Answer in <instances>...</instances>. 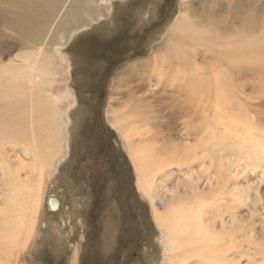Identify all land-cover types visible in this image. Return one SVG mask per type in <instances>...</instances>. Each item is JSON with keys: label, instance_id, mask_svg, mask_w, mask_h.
Here are the masks:
<instances>
[{"label": "rangeland", "instance_id": "rangeland-1", "mask_svg": "<svg viewBox=\"0 0 264 264\" xmlns=\"http://www.w3.org/2000/svg\"><path fill=\"white\" fill-rule=\"evenodd\" d=\"M49 1L54 10L35 23L27 0L0 13V67L9 70L42 53L57 73L52 90L71 89L76 98L65 130L67 154L38 190L29 233L22 231L14 249L0 247V264H179L181 258L218 264L222 255L224 264H264V0ZM70 5L78 10L65 16L61 7ZM185 8L193 26L210 36L187 40L188 54H207L198 62L214 70L194 80L199 88L184 90L192 98L174 99L148 67L139 75L129 67L160 53ZM60 23L63 32H55ZM52 31L61 45H45ZM43 88V95L51 91ZM189 101L194 117L177 114ZM113 115L121 118L117 126ZM126 132L146 161L154 157L156 169L163 167L154 177L160 187L147 194L139 189ZM1 172L3 182L15 170ZM184 185L192 189L190 203L206 202L208 250L204 240L173 251L157 224L155 213L168 214ZM52 197L61 202L56 212L48 204ZM10 198H0L7 212Z\"/></svg>", "mask_w": 264, "mask_h": 264}, {"label": "bare ground", "instance_id": "bare-ground-1", "mask_svg": "<svg viewBox=\"0 0 264 264\" xmlns=\"http://www.w3.org/2000/svg\"><path fill=\"white\" fill-rule=\"evenodd\" d=\"M16 1L17 0H0V13L6 14L10 5H13ZM27 5H29L27 8L31 9V18L34 20L33 23L39 21L41 17L51 13L55 7L49 0H27ZM61 9H63V14L65 16H69L74 9L78 10L72 5L61 7ZM68 9L72 11L69 14H67ZM87 15L92 18L95 17L90 13ZM31 25H27L26 27ZM12 27L19 33H24L25 29L23 27L15 25ZM63 29L64 24L60 23V25L55 26L54 31L63 32ZM36 32L41 33L39 30H36ZM50 34L51 36L48 37L45 45L49 44L51 47H54L55 44H62L59 39L55 38L56 35L53 31ZM57 36H59V34H57ZM167 38L168 41L163 48L159 50V54H156L152 59L131 65L129 67V72H137L136 74L139 75L141 73L138 74V71L148 67L146 73L149 72L151 74V72H153V75L156 74L159 81L164 80L168 83L166 86L171 88V96L174 97V99H179V96L183 95L187 96V98H192L191 95H189L192 86L197 85L199 88V84H195L194 80L197 81L198 78H202L204 74H207L208 70H212L213 68L209 66L205 69L200 65L198 56L201 57L202 55L198 54L197 56L195 53L190 57L186 42L187 40L207 42L210 36L205 35V30L196 29L193 26L187 13V8H185V12L182 14L179 24L170 30ZM242 49L243 48H240V53ZM164 50L165 53L162 54ZM234 50L235 48L233 47L232 52ZM41 56L42 53L34 54L33 57L29 59L30 62L18 63L16 64L17 66L9 70H5V66L0 67V89L2 90V92L0 91V170L2 171L1 174L4 172L6 174V171L9 169L12 171L15 170L12 175H3V182H0V198L6 199L7 197H11L8 201L9 212L4 209L6 206L4 200L0 204V247L2 249H14V246L19 243L22 231L26 230L29 233L30 227H32L35 219V207L38 211V190L42 188L46 175L51 174L49 172L55 167L57 158L67 154L64 152L67 142L65 130L66 128L68 129V123L71 120V109L74 108L76 104V98L71 89H59L56 92L52 90V87L56 84L57 73L51 69V61L45 62L49 59V56H44L42 60L40 59ZM202 57L207 59V54H203ZM147 77L149 78L148 81L151 80L150 76ZM132 78L133 75L126 76L122 79L132 80ZM139 80L146 84L145 80L142 78ZM43 86L51 87V91L43 95ZM186 88L190 89L188 94L184 91ZM177 103L178 102H173L172 104L175 112H178V108L180 107L179 103L178 105ZM65 104H67V106ZM62 106L66 109L62 108ZM194 106L195 104L192 105V101H189L188 108L185 107L182 109V107V110L180 109L181 111L176 113L179 115L182 114V116L190 114L194 117ZM112 112L113 111H111V113ZM119 121H121V118L117 117V115H113L111 119L112 124L117 126ZM163 126H165V124ZM193 127L192 125L191 130L195 132V128ZM196 133L197 132H195V134ZM124 135L128 141L129 153L132 155L135 167L140 173L139 189L147 194L159 188L160 184L154 177L156 176V171L158 172L163 167L161 168V166L158 165L160 167L156 169V161L155 163H151L154 157L152 159L150 157L151 161L149 160L150 163H148L149 161H146L147 156L146 158L143 156V151H137L139 147L136 148L134 146L135 143L133 144L131 136L128 133ZM149 154L153 155L151 152H149ZM149 164L155 165V170ZM165 164L169 165L167 163ZM236 165L238 167L242 164L237 163ZM12 176H14V179L13 183L10 184L8 182H10V177ZM176 187L178 188V186ZM183 188V190H179L180 188L177 190L179 195H181L180 197H184L186 201H181L182 198H179L175 204L170 206L171 211L166 215L155 213L157 224L160 228L166 229V234L170 240L168 242L167 239V242L173 244V251L177 249L181 250L188 244V247H193L195 244L201 245L204 242L206 244L205 248L207 249L210 243H208V239L205 238L207 237L206 202L202 200L199 194L198 197H201L199 201L200 204L194 206V204L188 201L191 200L190 195L192 189L187 190L185 185ZM205 189L211 191V186L208 185ZM177 190L172 188L170 192L174 194ZM162 197L164 200H167L165 198L166 196ZM48 204L50 205V211L56 212L60 209L61 202H58L52 197L48 200ZM222 221V225L227 224L226 219L223 218ZM216 235L217 234L214 236ZM214 242L215 241H213V243ZM212 244L209 248L212 247ZM201 248L203 247L201 246ZM170 250H172V248ZM216 259L218 262L221 261L220 263L224 264L225 258L223 255L221 257L219 256V258H215V262ZM186 261L187 258L178 259L179 264H186Z\"/></svg>", "mask_w": 264, "mask_h": 264}, {"label": "trees", "instance_id": "trees-1", "mask_svg": "<svg viewBox=\"0 0 264 264\" xmlns=\"http://www.w3.org/2000/svg\"><path fill=\"white\" fill-rule=\"evenodd\" d=\"M97 205V202L95 203V206Z\"/></svg>", "mask_w": 264, "mask_h": 264}]
</instances>
